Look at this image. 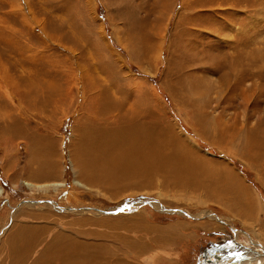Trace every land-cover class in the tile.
I'll list each match as a JSON object with an SVG mask.
<instances>
[{
    "label": "rangeland",
    "instance_id": "1",
    "mask_svg": "<svg viewBox=\"0 0 264 264\" xmlns=\"http://www.w3.org/2000/svg\"><path fill=\"white\" fill-rule=\"evenodd\" d=\"M0 190V264L264 258V0H0Z\"/></svg>",
    "mask_w": 264,
    "mask_h": 264
},
{
    "label": "bare ground",
    "instance_id": "2",
    "mask_svg": "<svg viewBox=\"0 0 264 264\" xmlns=\"http://www.w3.org/2000/svg\"><path fill=\"white\" fill-rule=\"evenodd\" d=\"M25 186H27L30 189H35V190H39V191H47V190H56L59 189L60 187L64 186L63 183H52V184H46V185H38V184H33V183H29V182H25L24 184ZM0 194H1V190H0ZM153 205V203H151ZM154 207H158V204H154ZM64 210L67 211V209L63 208ZM182 210V209H181ZM185 211V210H184ZM99 213H102V210H98ZM167 212H171V213H179L182 214L179 211H175V210H171V211H167ZM214 215V214H212ZM215 216V215H214ZM191 218H195V219H200L201 216H191ZM218 220L220 219L219 217H216ZM222 222V221H221ZM227 251L225 252L226 258L228 259V261L225 262V264H264V258L260 257V256H255L251 251L246 250L247 248H245L244 246H237L236 244H230L228 246H226ZM249 249V248H248ZM214 257V256H213Z\"/></svg>",
    "mask_w": 264,
    "mask_h": 264
},
{
    "label": "crops",
    "instance_id": "3",
    "mask_svg": "<svg viewBox=\"0 0 264 264\" xmlns=\"http://www.w3.org/2000/svg\"><path fill=\"white\" fill-rule=\"evenodd\" d=\"M227 181L225 183L224 187L219 188L218 183H214L213 187V195L212 196H216L217 198H220L222 200H224V202H226L227 204L231 203V198H243L244 202L242 203V207H249V198H251V200L253 201L254 198L251 197V195L249 197H247L246 192L249 194L248 192V188L247 186H245L242 182H236L234 181V177L233 175H228L227 176ZM216 186V187H215ZM244 188V189H241ZM244 214L248 215V213H250L251 215H253L252 211L250 209L248 210H244L243 211ZM255 216V215H254Z\"/></svg>",
    "mask_w": 264,
    "mask_h": 264
},
{
    "label": "water",
    "instance_id": "4",
    "mask_svg": "<svg viewBox=\"0 0 264 264\" xmlns=\"http://www.w3.org/2000/svg\"><path fill=\"white\" fill-rule=\"evenodd\" d=\"M150 203V202H149ZM138 204H143V201H133L131 202L130 204H126V205H119L117 206L116 208L114 209H107V210H103L102 213H114V212H117V211H120L122 209H126V208H129L130 206H135V205H138ZM170 210H175V211H179L181 212L182 214L190 217V214L187 213L186 211L184 210H181V209H170ZM168 211V210H167Z\"/></svg>",
    "mask_w": 264,
    "mask_h": 264
}]
</instances>
